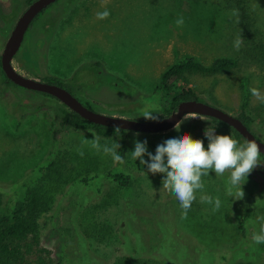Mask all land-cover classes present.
I'll return each instance as SVG.
<instances>
[{
	"label": "rangeland",
	"instance_id": "obj_1",
	"mask_svg": "<svg viewBox=\"0 0 264 264\" xmlns=\"http://www.w3.org/2000/svg\"><path fill=\"white\" fill-rule=\"evenodd\" d=\"M25 9L24 0H0V57ZM104 10L110 15L97 19ZM233 10L239 12V24ZM180 17L183 26L176 24ZM41 18L13 61L20 74L42 82L48 77L72 81L76 98L103 105L90 106L93 111L145 120V112L158 110L153 109L160 105L154 91L171 65L184 57L204 64L233 57L239 65L232 73L188 75L189 85L207 103L235 116L246 102L254 129L264 136V103L249 91L257 88L264 96V0H61ZM240 35L244 41L237 50ZM58 103L5 84L0 74V214L9 210L15 189L38 185L46 199L39 239L53 262L61 257L65 264H114L134 256L167 260L169 251L177 260L180 255L178 264H264V243L252 240L264 224V173L253 171L243 186L244 199L233 201L226 194L230 174L210 172L184 218L174 194L163 188V174L147 175L131 158L133 140L143 137L131 134L123 169L133 180L122 188L102 176L117 163L91 147L99 135L59 127ZM137 103L144 109H117ZM195 120L170 132L177 137L198 125L192 138L203 140L207 149L203 133L209 125ZM99 137L101 145L118 142ZM50 160L52 166L36 182L38 168ZM201 195L219 197L221 208L213 212ZM250 207L243 235L238 225Z\"/></svg>",
	"mask_w": 264,
	"mask_h": 264
},
{
	"label": "trees",
	"instance_id": "obj_2",
	"mask_svg": "<svg viewBox=\"0 0 264 264\" xmlns=\"http://www.w3.org/2000/svg\"><path fill=\"white\" fill-rule=\"evenodd\" d=\"M32 1L34 0H25V4L29 5ZM238 65V59L233 57L217 58L210 64H204L195 57H184L183 59H180L167 68L162 74L161 80L154 91V95H157L160 98V105L159 107H154L153 109L158 110L155 112L153 111L152 113L158 115V119H162L170 116L174 111H176L182 102L197 100L207 103L198 96L192 87H190L188 75L215 76L230 74L238 68ZM0 74L3 83L19 88L6 77L2 70L1 58ZM45 82L65 88L77 97L73 93V89H71V85H73L72 81L68 82L58 77H48ZM242 88L245 94L247 92V88L244 85H242ZM44 95L52 97L48 94ZM80 101L85 106L90 108L88 100L80 98ZM246 107L247 103L244 102L242 105V112L238 115L239 119L252 133H254L257 138L264 142V136L261 137L258 131L254 129V121L245 112ZM124 109H128L129 111H131L130 109H144V104H127L119 110L122 112H128ZM131 113L133 116L137 115L136 113ZM126 115H130V113H127ZM200 119L202 121L198 119L195 121L202 122L211 127H216L218 130L222 129L229 131L241 144L246 142L237 131L229 127L227 124L210 117L200 116ZM55 121L61 129L72 127L75 129L92 130L101 137L116 138L118 143L121 145V148L118 151L123 156L124 160H126L127 157L129 141L133 138L131 134H136L135 132L127 131V134L122 133L121 137L117 138L113 136V128L97 125L87 121L79 114L71 111L60 101L58 106L55 108ZM197 130L198 125L188 126L182 135L190 134L192 137L196 134ZM138 134L144 138L143 140H147L148 145L155 150L158 144L168 138L176 137L172 132L161 134ZM260 158H264V155L261 154ZM48 166H52V160L48 161L47 166L38 168L39 176L36 179V182L42 179L45 170L48 169L46 167ZM123 166L124 164L121 165L117 163L115 168L103 173V178L113 181L122 188L129 187L132 183L133 177L124 171ZM253 171L264 173V165L256 167ZM95 178L96 176L85 180V182ZM30 186V184H27L17 190L15 189V199L9 210L0 214V264H65L63 257H61L58 262H53L51 259V252L48 249L41 247L39 239V219L46 208V199L43 191L38 185L34 184L33 186ZM1 192L2 190H0V193ZM252 212L253 209L251 207L248 208L239 221L238 229L243 235H246L247 223L252 216ZM164 254L167 260H161L157 257L140 258L134 256L133 258L127 257L125 259H121L114 264H178L177 261L181 260L180 255H178L179 257L177 258H179V260H177L174 257L173 252L171 253L168 251V253ZM223 259H226V257H223Z\"/></svg>",
	"mask_w": 264,
	"mask_h": 264
},
{
	"label": "clouds",
	"instance_id": "obj_3",
	"mask_svg": "<svg viewBox=\"0 0 264 264\" xmlns=\"http://www.w3.org/2000/svg\"><path fill=\"white\" fill-rule=\"evenodd\" d=\"M97 19L104 20L110 13L107 10L98 12ZM236 23L239 24V12L233 10ZM177 26H183L182 17L176 21ZM242 35L238 36L234 42V47L239 50L243 43ZM250 93L253 97L264 103V96L261 95L257 88H251ZM196 113L185 114L175 125L178 131L186 121L200 119ZM143 118L149 121L158 120L159 116L151 112H145ZM202 121V120H201ZM217 128L207 126L204 129V137L207 139V149L204 141L193 139L190 134H183L174 138H168L156 146L153 155L148 150L147 140L140 141L134 139V150L130 152L134 161H139L141 167L146 169L147 175L151 173L163 174V188L174 194L178 200L182 215L187 218V213L191 209L193 202L196 200V193L203 192L205 187L203 177H208L210 172H215L216 176H223L229 173L226 194L233 201H241L245 197L243 186L246 184L249 175L253 170L261 165V147L255 140H246L241 144L231 135L217 134ZM127 129H121L119 126L113 128V136L119 138L122 133L127 134ZM139 136L138 133L134 134ZM99 136L93 137L91 147L98 152L103 151L106 155H111L114 163L125 164L123 156L119 153L121 145L113 142L111 146L101 145ZM83 155V152H80ZM147 156V159H145ZM201 203H207L212 206V211L216 212L221 208L219 197L213 198L208 195L200 196ZM252 240L255 244L264 243V224L261 225L258 233H253Z\"/></svg>",
	"mask_w": 264,
	"mask_h": 264
},
{
	"label": "water",
	"instance_id": "obj_4",
	"mask_svg": "<svg viewBox=\"0 0 264 264\" xmlns=\"http://www.w3.org/2000/svg\"><path fill=\"white\" fill-rule=\"evenodd\" d=\"M57 1L34 0L20 16L11 32L1 55V66L6 77L13 84L29 91L48 94L91 123L111 128L119 126L121 129H127L135 133L161 134L170 132L175 129L176 123L187 113H196L202 115L201 117L214 118L233 128L245 141L255 140L261 147V154L264 155V142L257 138L238 116L227 113L209 103L197 100L185 101L180 103L177 110L166 118L156 121L136 120L95 112L84 106L67 89L20 74L13 66V60L21 49L27 31L34 20Z\"/></svg>",
	"mask_w": 264,
	"mask_h": 264
},
{
	"label": "flooded vegetation",
	"instance_id": "obj_5",
	"mask_svg": "<svg viewBox=\"0 0 264 264\" xmlns=\"http://www.w3.org/2000/svg\"><path fill=\"white\" fill-rule=\"evenodd\" d=\"M61 0H58L56 3H54L53 5H51L49 8H51V7H53L55 4H57L58 5V3L60 2ZM74 0H70V2H73ZM24 2H25V0H24ZM33 2V1H32ZM31 2V3H32ZM30 5V4H29ZM29 5H26V9L29 7ZM49 8H47L45 11H43L35 20H34V22L31 24V26H30V28H29V30L27 31V33H26V35H25V38H26V36L28 35V33L30 32V30L35 26V24L37 23V22H39L42 18H41V16H42V14H44ZM25 9V10H26ZM24 13V12H23ZM22 13V14H23ZM21 14V15H22ZM20 18V17H19ZM18 18V19H19ZM18 21V20H17ZM17 23V22H16ZM16 25V24H15ZM15 27V26H14ZM14 29V28H13ZM13 31V30H12ZM11 35V34H10ZM10 37V36H9ZM25 38H24V40H25ZM23 43H24V41H23ZM23 45V44H22ZM21 48H22V46H21ZM18 55V54H17ZM16 55V56H17ZM1 58V57H0ZM15 59V58H14ZM14 61V60H13ZM14 66V65H13ZM27 77V76H26ZM9 85V84H8ZM78 99V98H77ZM79 100V99H78ZM93 101H91L90 102V106H94V105H96V106H103L99 101H97V100H95V99H92ZM80 101V100H79ZM81 102V101H80ZM82 103V102H81ZM83 104V103H82ZM84 105V104H83ZM85 106V105H84ZM124 106V105H123ZM122 106V107H123ZM87 107V106H86ZM89 108V107H88ZM121 108V107H120ZM120 108H117V109H120ZM89 109H91V108H89ZM92 110V109H91ZM114 111V110H113ZM133 113H135V112H133ZM113 116H118V115H113ZM118 117H124V118H130V119H132L131 117H127V116H123V115H120V116H118Z\"/></svg>",
	"mask_w": 264,
	"mask_h": 264
}]
</instances>
